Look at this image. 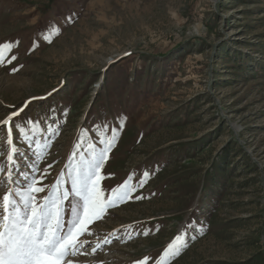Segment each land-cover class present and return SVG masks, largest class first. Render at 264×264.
Here are the masks:
<instances>
[{
  "label": "rangeland",
  "instance_id": "1",
  "mask_svg": "<svg viewBox=\"0 0 264 264\" xmlns=\"http://www.w3.org/2000/svg\"><path fill=\"white\" fill-rule=\"evenodd\" d=\"M50 25L59 32L47 40ZM6 42L0 120L44 97L14 118L50 145L38 162V174L51 165L41 186L114 129L105 195L149 173L84 237L112 242L66 260L155 264L183 235L169 264H264V0H0ZM6 141L0 126V179ZM13 142L15 177L36 157L15 127Z\"/></svg>",
  "mask_w": 264,
  "mask_h": 264
},
{
  "label": "snow or ice",
  "instance_id": "2",
  "mask_svg": "<svg viewBox=\"0 0 264 264\" xmlns=\"http://www.w3.org/2000/svg\"><path fill=\"white\" fill-rule=\"evenodd\" d=\"M50 28L51 31L44 37L47 40L59 32V28L54 25H50ZM12 47V43L0 44V64L5 62V56ZM14 59L16 57L12 56L11 60ZM11 60L7 62L11 63ZM42 99L44 97H32L25 102L24 107L12 111L0 120V126H7L6 143L10 148L7 154L8 171L0 179V187L7 184V191L0 202V264H73L72 260L66 258L86 254L82 251L86 246L91 247V253L94 254L103 244H110L112 241L108 236L103 240L97 238L95 242L85 239L86 236L94 235L90 226L102 220L109 208L132 199V193L138 187H143L149 177V173L145 171L139 182L133 184V176L129 175L123 183L111 188L109 195H105L106 190L101 187V181L105 177L101 170L115 146L117 136L114 129L110 137L104 136L101 139L99 148L89 142L86 154L77 155L74 151L55 182L41 186L40 182L51 165L44 169L43 174H38V162L50 145L34 140L14 118H19L32 100ZM28 123L35 133L38 130L37 122ZM13 127L18 129L25 141L35 145L33 155L36 157L29 171L21 172L15 177L14 157L20 156L21 152L13 142ZM49 131L56 134V129L50 128ZM75 147L78 149L80 145ZM3 172L4 165H0V173ZM66 183L68 187H65ZM41 193L46 194L41 197L38 195ZM127 227L131 228V225ZM116 231L109 235H115ZM128 238L131 239V233H128ZM184 246L183 235H177L164 248L155 264H169ZM149 259L150 257L145 256L139 264H145Z\"/></svg>",
  "mask_w": 264,
  "mask_h": 264
}]
</instances>
